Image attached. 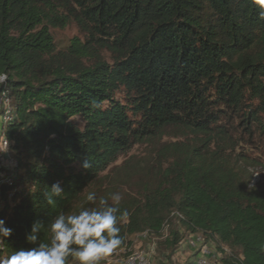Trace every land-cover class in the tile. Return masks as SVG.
I'll use <instances>...</instances> for the list:
<instances>
[{
    "label": "trees",
    "instance_id": "16d2710c",
    "mask_svg": "<svg viewBox=\"0 0 264 264\" xmlns=\"http://www.w3.org/2000/svg\"><path fill=\"white\" fill-rule=\"evenodd\" d=\"M261 11L262 0H0V97L17 115L6 136L22 188L6 255L33 247L34 222L89 206L95 191L122 195L117 251L140 234L164 239L177 222L239 251L223 264H264V184L252 172L262 165L238 151L264 140ZM72 23L83 40L58 51L51 29ZM144 144H159L155 158L112 181L119 157ZM54 183L64 194L48 205ZM181 241L174 226L164 239L172 251Z\"/></svg>",
    "mask_w": 264,
    "mask_h": 264
},
{
    "label": "clouds",
    "instance_id": "9594fccd",
    "mask_svg": "<svg viewBox=\"0 0 264 264\" xmlns=\"http://www.w3.org/2000/svg\"><path fill=\"white\" fill-rule=\"evenodd\" d=\"M91 106L98 108L99 104L93 100ZM82 166L92 167L87 157ZM49 189L45 199L48 205H54L64 191L59 183ZM85 199L89 206L71 213L60 211L46 226L40 221L34 222L26 235L27 243L33 247L7 255L0 251V264H102L124 244L120 224L128 212L119 206L122 200L119 192L98 197L95 191H88ZM44 231L50 233L47 242L41 240ZM12 234L13 230L0 219V245Z\"/></svg>",
    "mask_w": 264,
    "mask_h": 264
},
{
    "label": "rangeland",
    "instance_id": "374dc122",
    "mask_svg": "<svg viewBox=\"0 0 264 264\" xmlns=\"http://www.w3.org/2000/svg\"><path fill=\"white\" fill-rule=\"evenodd\" d=\"M51 33L54 37V41L57 47L58 51H65L69 45L70 42L73 38L75 37H80L83 40V36L79 32V29L76 25V23L70 24L66 29H51ZM103 56L105 59L112 63L110 54L107 52L103 53ZM0 82H4L3 78L0 79ZM129 97L127 96V93L125 92L124 89H120L116 95H115V100L128 106L129 108L131 107V103L128 99ZM12 102V99H10ZM1 97H0V112H2L1 109ZM109 105L106 104L105 107L107 108ZM130 117L134 121H138V117L135 115H132V113H129ZM72 121L78 126L83 127L84 122L80 118H74ZM174 141L172 136L169 135L164 139V142H172ZM262 141V142H260ZM159 144H156L154 147L149 144H144V145H137L133 148V150L128 153L127 155H122L119 157L118 161L109 169L108 173L110 176L113 178L112 181L124 179L127 170L129 171L130 169H135L138 171V168L140 165H146V162L151 160L152 158H155V147H158ZM252 148L251 149H246L245 146H241L238 151H248V154L250 157L257 159L261 163V167H258L256 169H252V172L254 173V183L261 182L264 184V140L261 139H254L252 144L250 145ZM2 152L0 151V160L2 159ZM1 162V161H0ZM5 162H7L5 160ZM128 163L129 166L126 164ZM126 165V166H125ZM263 167V168H262ZM115 172L117 173L115 176ZM2 171L0 170V174ZM115 180V181H116ZM125 180V179H124ZM22 191V188H20ZM11 216V215H10ZM174 224V225H173ZM172 224V227H177L179 229L180 235L182 236V241L178 245V247L172 251L169 249L165 242L164 239L167 237L169 234V230H166L164 239H158L157 237H151L146 234H140L134 237H131L130 240L133 243L132 248L129 250L132 253H148L152 248H155V254H154V263L155 264H196V253L192 251L189 246H188V241L192 239L193 236L200 237L202 239H205V237L198 233L196 235H192L189 231L185 229L184 226L179 225L177 222H174ZM210 247V250L213 253H219L220 250L224 251V257L230 258L233 257L234 255L237 256L239 255L238 250H234L231 247H228L226 245L219 244L215 240H210L206 241ZM128 251V252H129ZM126 250L122 251L119 253L118 256L114 257L113 259H110L109 261L107 260L108 257L102 264H126V259H127V253ZM211 264H223L221 259H212Z\"/></svg>",
    "mask_w": 264,
    "mask_h": 264
},
{
    "label": "built area",
    "instance_id": "2783aa9c",
    "mask_svg": "<svg viewBox=\"0 0 264 264\" xmlns=\"http://www.w3.org/2000/svg\"><path fill=\"white\" fill-rule=\"evenodd\" d=\"M3 81H4V77ZM0 114V151L2 152L0 170V219L5 221V224L11 217L15 207V199L20 194L21 190L17 184V161L13 158L10 150V143L6 136V127L13 124L17 118L16 111L8 96L4 94L1 97ZM5 160L7 162H5ZM189 248L196 253V264H211L212 259H225L224 251L213 253L205 239L193 236L188 241ZM0 251L6 255L7 247L5 241L0 245ZM122 251H115L108 257V261L118 256ZM155 248L151 249L148 253H130L127 256L126 264H155L154 263Z\"/></svg>",
    "mask_w": 264,
    "mask_h": 264
}]
</instances>
